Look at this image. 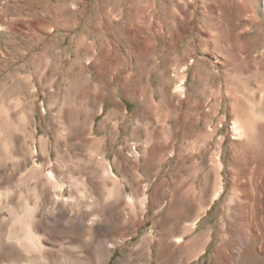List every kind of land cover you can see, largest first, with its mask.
Returning a JSON list of instances; mask_svg holds the SVG:
<instances>
[{
	"label": "rangeland",
	"instance_id": "374dc122",
	"mask_svg": "<svg viewBox=\"0 0 264 264\" xmlns=\"http://www.w3.org/2000/svg\"><path fill=\"white\" fill-rule=\"evenodd\" d=\"M0 194L52 264H264V0H0Z\"/></svg>",
	"mask_w": 264,
	"mask_h": 264
},
{
	"label": "bare ground",
	"instance_id": "6f19581e",
	"mask_svg": "<svg viewBox=\"0 0 264 264\" xmlns=\"http://www.w3.org/2000/svg\"><path fill=\"white\" fill-rule=\"evenodd\" d=\"M184 82H185V78L183 76H181V77L179 76L178 82L176 83V90L179 93L184 92V87H183ZM242 121H243V119H242ZM242 121L241 120L234 121L233 122V130L239 136L244 137L246 135L247 129H246L245 124H243ZM47 143L48 142H47L46 137L42 136L41 140H40V149H41L42 153L49 154V151L47 149ZM32 151L35 153V152H37V149L34 147V148H32ZM31 168H32V172L38 171L42 168V164L35 161ZM38 172H40V171H38ZM104 173L106 174L108 179L113 181L114 185H117L119 187V184L121 182L118 180V178H117L115 172L112 170L110 164H108L104 167ZM257 174H259V173H257ZM45 177H46V186H48L49 188L50 187L54 188L57 191V193L54 197H55L56 202H58L60 196L63 195V190H64V186H65L64 183L58 178V176L54 172H50V173L46 174ZM259 178L260 177L257 178V176H255V181L249 186L246 183H242L241 187L239 186L240 187L239 188L240 194L242 196H240L238 199L239 205L236 207V211H239L240 212L239 215L242 216L241 217L243 219L242 224L244 223V225L248 226L249 228L255 227V221H257L256 215H257V210H258L255 207V205H254V207L251 206L253 204L254 198L249 193V190L251 188L254 189L256 192H257V190H259ZM223 190H224L223 182L220 180V182L217 183V186L215 188L213 199H217L221 195ZM108 193H110V191ZM233 195L235 196V194H233ZM127 196H128L127 197L128 203L131 206H134V203H135L134 196L133 195H127ZM235 198L237 200V197H234V199ZM0 199H1V194H0ZM234 199H232V200H234ZM140 202H141L142 206L144 207L146 204V198H143ZM27 203H25L24 207H22L23 208L22 211L21 210L20 211H16V210L13 211V213H12L13 218L11 219V223L7 222V221H9V219H7V218H4V220H2L3 224L0 227V256L3 254V252H5L8 249V245L10 247H12L13 249L16 248L20 252L21 256L15 257L14 255H16V254H13V256L11 254L12 257L10 256V258L8 260L6 258V260H3L0 264H52V260L49 258V256H47V254H49L50 248H49L48 244L45 242V239L43 238L44 234L42 235L41 231L38 228V224L40 222L36 221L37 217L35 218L36 208L43 203L40 200L37 201V204L35 206L34 205L31 206ZM237 203H236V205H237ZM89 206H90V204H89ZM4 208L5 209L8 208V210H11L13 207L11 206L10 203H7L4 205ZM255 209H257V210H255ZM36 222L38 224H36ZM197 222L198 221L195 220L192 223V225H191L192 229H194L196 227ZM254 229L256 230V228H254ZM257 229H259V228L257 227ZM258 236L253 235L254 239H258L260 237V236L259 237ZM180 240H182V238H180ZM10 251L11 250H9V252ZM64 260H66V259H64ZM67 261H66V264H68ZM108 261H109V259L107 257L103 256V259L101 261H99L98 264H108ZM79 264H83V260H79Z\"/></svg>",
	"mask_w": 264,
	"mask_h": 264
}]
</instances>
